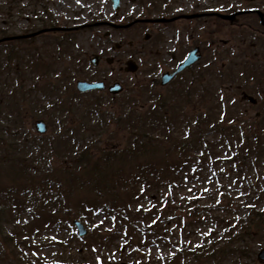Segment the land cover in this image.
<instances>
[{
	"label": "rangeland",
	"instance_id": "rangeland-1",
	"mask_svg": "<svg viewBox=\"0 0 264 264\" xmlns=\"http://www.w3.org/2000/svg\"><path fill=\"white\" fill-rule=\"evenodd\" d=\"M36 1L52 15L55 24L72 28L73 31L67 33V42L60 48L51 44L44 49V42L39 38L35 46L44 50L34 56L25 44L15 42L14 47H21L18 49L21 50L22 59H13L12 53L3 52V44L0 45V135L6 138L0 152L1 149H9L6 156L14 155V146L20 147L25 143L27 148H23L19 157L24 162L23 166L29 168L24 173L2 168L0 189L12 191L10 188H13L15 199L4 197L1 203L10 217L16 216L13 211L18 203L22 208L27 203L30 208L22 209V214L15 218L19 226L34 221L35 217L43 220L41 224H31L30 229L39 227L38 230L42 231L32 235L29 243L32 249L26 253V260L8 259L0 264H159L162 260L174 258L183 246L216 256L213 260H208L206 256L191 261L189 258L182 259L175 264H263L257 261L256 256L264 248V224L261 225L262 231L261 227L255 228V236L262 240L260 243L254 242L247 230L238 234L243 231L240 224L248 217V210L257 203L258 210L264 211V150L259 154L250 153L245 139L242 141L241 137L259 134L264 127L255 124L253 129L248 125L242 128L245 123H241L240 133H235L231 138L230 131L227 132L229 137L211 133L206 139L212 148L207 153L205 145L194 150L191 158L194 165L187 168L188 173L173 174L167 181L162 167L167 162L173 163L178 153L185 151L181 138L182 134L186 136L187 130L181 128V124L191 122V114L194 113L190 111L191 107L200 111L203 109L201 105L191 104L189 109H184L183 105L173 104L168 112L173 126L170 128L175 130L171 135L173 143L153 146L138 161L140 164L149 163L150 170L158 173L149 177L148 170L147 174H143L142 180L150 189L148 196H142L130 204L126 194L137 187L136 179L128 177L130 173L138 172L137 162L128 147L127 134L121 132L115 118L120 114L128 115L131 107L145 113L148 107L144 106L152 102L147 98L151 96V91L156 96L169 95L182 82L198 76L200 64L178 76L167 87L156 86L154 82L160 80L163 73L171 72L197 44L198 38L191 36V28L187 29V33L180 29L181 24H174L163 31L146 23L128 29L115 28V25L131 24L136 19L155 17L148 0H121L118 10H114L111 0H0V39L5 35L21 36L37 26L35 11L39 16L41 9L31 7ZM201 1L208 6L213 2ZM192 2L198 0H168V5L179 13L190 10ZM158 12L159 16H168ZM186 12L191 13V10ZM61 35L66 34L60 33L58 36ZM146 35L149 36L148 40H145ZM158 36L160 40L155 39ZM43 53L47 56L46 66H49L44 73H40L33 69V65L43 58ZM96 55L100 56L101 61L94 67L91 59ZM129 60L139 62L140 68L136 73L124 71ZM109 61L113 63L109 64ZM15 69L20 72L16 73ZM80 80L105 81L107 85L117 81L123 85L124 92L116 97L108 91L80 94L76 90V83ZM21 83L26 90L21 92L27 94L28 100L22 101L18 110L11 112L9 98L17 97ZM230 84L226 77L215 89L227 90ZM227 104L234 106L236 103L229 98ZM53 106L56 109L53 110ZM89 109L97 110V113L90 116L87 113ZM21 112L23 117L20 116ZM246 112L239 115V122L252 118L256 111ZM81 117L77 127L83 121L92 122L103 117L108 130L89 140L86 139L88 134L93 136V133L80 132L77 139L80 140L84 134L86 138L81 139L84 143L78 146L72 141L67 142L73 136L72 132L67 131L74 127L71 122ZM41 119L48 125L45 135L37 134L34 128V123ZM88 144L93 149V156L100 153V156L106 155V159L111 158L110 164L101 171L103 176L80 169L74 161V157ZM179 144L182 147L180 150L177 147ZM260 147L263 149L264 141ZM114 151L120 152L117 157L111 155ZM2 156L0 153V161L6 159L4 165L10 166V159H3ZM120 172L122 174L117 175ZM193 173L196 175L189 177ZM46 177H49L48 184L42 182ZM142 187L143 184L140 189ZM28 191L31 193L28 194ZM34 199L39 200L42 207L33 208L30 202ZM138 200H144L140 204L142 208L153 206L162 210L172 206L177 215L176 220L159 225L165 239L146 248L132 247L128 242L130 237L126 236L131 229L122 228L100 210L106 205L125 207L133 215L134 221ZM93 209L94 214H84ZM50 215L54 216L50 218ZM192 215H198V218L193 220ZM75 218L88 230L86 237L77 236L72 224ZM7 229L10 231L11 227ZM131 233L134 236L132 244L136 245V237L142 235L133 230ZM227 244L241 257L231 255L232 249L226 248ZM222 249V253H215Z\"/></svg>",
	"mask_w": 264,
	"mask_h": 264
},
{
	"label": "trees",
	"instance_id": "trees-1",
	"mask_svg": "<svg viewBox=\"0 0 264 264\" xmlns=\"http://www.w3.org/2000/svg\"><path fill=\"white\" fill-rule=\"evenodd\" d=\"M12 42H9L7 45L10 54L12 53L13 59H22L21 56V50L12 46ZM61 45V44H60ZM12 57V56H9ZM43 59V58H41ZM37 66L41 67L42 69L45 68V64L43 61H38ZM13 71V69H12ZM16 73H19L20 70L15 69ZM13 99V96H12ZM16 99V98H15ZM14 99V100H15ZM183 101L181 98V94L177 95V98L173 101ZM159 101H161V104H159ZM3 102V101H2ZM1 102V103H2ZM184 102V101H183ZM15 104L9 105V110L13 112V109H17V102L14 101ZM185 103V102H184ZM1 107V104H0ZM171 107V102L169 99H158L156 104L149 105L148 108L146 109L145 113H139L137 109L135 110L133 107L130 109V113L128 115H122L120 114L119 117L115 118V122L117 126L120 127L121 132L124 131L127 134V140H129V149L133 151L134 157L136 158L137 162V171L136 173H130L128 177H132L136 179V185L137 187L132 189L131 191L127 192L126 194L130 198V204H133L136 202V199H140L142 196H147L149 193V187L146 182H144L143 179V174H147V171L150 170V164L149 163H142L140 164L138 161L142 156H144L146 153L152 150L153 146H168L173 143L174 140H172V133L173 131H170V127L172 126V122H170V119L168 118V112ZM18 110V109H17ZM89 114L97 113V110L94 109H89L87 112ZM21 116V115H20ZM194 116V123L188 121V124H185L190 132L194 131L195 133L193 134L190 133L188 136H184V138L181 140V143H183L185 146V151L182 153L179 152L176 160L173 163L167 162L163 167L162 170L164 171L165 176L167 177V181L170 180V178L173 176V174H180L182 170H186L188 165L192 164V159H191V149H197L198 146L204 145L203 143L207 144V147H210L211 144L208 141L202 142L199 139V136L201 134V129H202V121L200 118V115H198L197 111H194L193 113ZM73 119L75 117L73 116ZM82 117L74 122V127L71 129H68L67 131L70 133H73V136L70 137V140L68 139L67 142L71 141L73 144L79 145L84 143V140H79L77 139V135H79L80 132H85V134H88V132L93 133V136H90L88 134V138H86L85 134L82 136L83 138L86 139H92L95 138L94 135L101 133L102 131L108 130V124L105 123L103 117H98L97 121L94 123L95 126H92L89 128V125L93 122L87 121L86 123L83 121V124L80 126H76L77 122L79 120L81 121ZM222 124L218 126H214L211 128V130L217 129L221 126ZM201 127V129H200ZM205 127V126H204ZM208 127H206L207 129ZM235 129V128H234ZM70 130V131H69ZM203 131V129H202ZM198 136V137H197ZM197 137V138H196ZM251 139L247 138L246 139V146L247 150L249 152H253L255 154H259L260 151L264 150L260 147L261 145V139L260 136H255V141L251 142L249 141ZM187 140V141H185ZM79 141V142H78ZM178 140H176L177 142ZM82 142V143H81ZM6 144V138L2 135H0V146H4ZM90 144V143H89ZM89 144L86 145L84 150L79 153L77 156L74 157V161L77 162L78 167L80 169H83L84 171L87 170L89 173H92L94 175L100 174V176H103V173L101 172L103 168H105L107 165L110 164V160L106 159V155H101L100 153H96L94 156L92 155L91 149L89 147ZM14 146V145H13ZM81 148L83 145H80ZM10 148V146H8ZM178 149L180 150L181 144H179ZM176 148V150H178ZM23 148H27L26 144L14 146L12 150H14L15 154L14 155H9L6 156V153L8 152L9 149L4 150L1 149L2 152H0L4 158L10 159V166L4 165V162H7L6 159L0 161V171L2 168H10L12 170H15L17 172H23L28 170V166H23V161L22 158L19 157V154H22ZM96 152V151H94ZM120 152H113L111 154L114 157H117ZM145 153V154H144ZM144 154V155H143ZM180 154V155H179ZM28 157V156H27ZM122 173H118L117 175H121ZM151 174H158L154 170L148 171V176L150 177ZM115 175V174H114ZM42 182L44 184L49 183V177H46V180L43 178ZM143 184L142 190L140 189V185ZM12 191H14L13 188ZM11 190L8 189H0V263L9 260H15V261H25L26 260V253L32 249L30 243V239L33 238V234H38L42 230H38V228L35 229H30L32 223H37L41 224L42 223V218L41 217H35L34 221L28 222L27 224L23 226H19L16 223L17 219L16 217H19L22 214V209L27 210V208H30L27 206V203L23 206H20L19 203L17 204L16 210L13 211V214L16 216L10 217L6 214V211L4 209V205L1 203V200L5 197H11L12 199H15V192H12ZM29 194V191H28ZM26 194V195H28ZM142 201V200H141ZM141 201L136 204V219L132 221L133 215L131 212L127 211L125 207H119L115 208L113 205L112 206H104L100 210L104 215L108 218H112L116 224L121 226L122 228H129L131 229L130 234L126 235L128 238L130 237V245L132 247L136 246V248H143L146 246H149L153 243H158L162 239H165L163 235L161 234L159 230V225L164 224L165 220L167 217H172L173 220H176V214L173 209L171 210V207H167L166 210H163L162 212H157L154 208H137V206L141 203ZM30 205L37 209L39 207H42V204L40 203L39 200L34 199L30 202ZM128 207L130 205H127ZM54 209H55V204H54ZM31 211V209H30ZM255 209L250 210L249 213V221H248V226L245 228L247 230L248 235L250 238H253V241L256 242L257 239L259 238L258 236H255L256 231L255 228H260L262 224H264V213H255ZM84 214L89 215V214H94V209L92 211L84 212ZM54 215H50L49 217H53ZM159 217V218H158ZM157 218V219H156ZM198 218V215H192L191 219H196ZM170 222V219L167 220ZM48 225V224H47ZM259 225V226H258ZM8 227H11L10 231H7ZM49 227V225H48ZM264 227V226H263ZM261 227V231L263 229ZM45 230L47 227L44 228ZM132 230L137 232V233H142L143 236L138 238L136 237V245H133V235H132ZM253 231V232H252ZM241 237V236H239ZM245 237V236H244ZM228 245V244H227ZM234 247V246H232ZM226 248H230V246H226ZM237 248V247H234ZM232 249V248H230ZM223 249L221 252L218 250L215 253H222ZM231 255H235L238 257H241L238 255L237 251L232 249L230 252ZM185 254H188L187 260L189 257V260L195 259H200L201 257L206 256L208 260H213L215 258V254H210L202 250H194L191 248V246H187L186 248L183 249L182 253L180 252L176 257L166 259L161 261L159 264H175L181 261V259H184ZM37 264H44V263H38ZM47 264H58V263H47Z\"/></svg>",
	"mask_w": 264,
	"mask_h": 264
},
{
	"label": "flooded vegetation",
	"instance_id": "flooded-vegetation-1",
	"mask_svg": "<svg viewBox=\"0 0 264 264\" xmlns=\"http://www.w3.org/2000/svg\"><path fill=\"white\" fill-rule=\"evenodd\" d=\"M191 4V13L186 12L190 10L179 13L169 10L168 16L163 17L175 20L149 24L159 27L160 31L174 24H181L180 29L184 33L191 28V36L198 38L193 48H198L201 56L198 63L201 89L204 92L215 91L214 96L226 104L230 98L232 103H236L233 107L256 111L258 120L264 121V0H213L209 6L198 0ZM236 13L240 14L233 20L222 18ZM190 14H199V17L184 18ZM154 16V20L161 17L157 12H154ZM33 33L30 31L25 35ZM176 37H179L178 33ZM33 38L36 37L30 39ZM160 38L155 37L156 40ZM226 77L231 81L229 89L216 90ZM249 96L254 98L250 99Z\"/></svg>",
	"mask_w": 264,
	"mask_h": 264
},
{
	"label": "water",
	"instance_id": "water-1",
	"mask_svg": "<svg viewBox=\"0 0 264 264\" xmlns=\"http://www.w3.org/2000/svg\"><path fill=\"white\" fill-rule=\"evenodd\" d=\"M114 2V7L115 9H118L119 4H120V0H113ZM100 58L99 57H95L92 60V63L94 65H98ZM198 60V57L195 56V52H193L190 57L184 62V64H182L178 71L172 75H165L164 76V80L163 83L166 84L168 83L177 73L181 72L182 70H184L186 67L192 65L193 63H195ZM128 68L126 69L129 72H136V65L133 62H128L127 64ZM77 88L79 91L81 92H87V91H92V90H104L105 89V85L104 83H89V82H78L77 84ZM123 91V88L120 84H115L113 87H111L110 92L113 94H119ZM36 128L38 130V132L40 133H45L47 131V127L46 124L41 121L36 123ZM74 224L77 226L78 231H79V235L80 236H84L87 234V231L85 230L84 226L78 222L75 221ZM260 261L264 262V250H262L258 256Z\"/></svg>",
	"mask_w": 264,
	"mask_h": 264
}]
</instances>
